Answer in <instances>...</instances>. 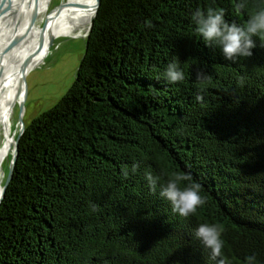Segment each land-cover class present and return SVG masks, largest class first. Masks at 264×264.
Listing matches in <instances>:
<instances>
[{"label": "trees", "instance_id": "trees-1", "mask_svg": "<svg viewBox=\"0 0 264 264\" xmlns=\"http://www.w3.org/2000/svg\"><path fill=\"white\" fill-rule=\"evenodd\" d=\"M235 5L100 0L71 86L19 138L0 264H219L195 236L203 222L223 227L228 264H264V48L228 61L192 22L197 9L222 8L244 24L264 0ZM174 56L179 84L163 75ZM201 71L211 81H197ZM146 170L161 182L190 174L207 204L180 217Z\"/></svg>", "mask_w": 264, "mask_h": 264}, {"label": "clouds", "instance_id": "clouds-1", "mask_svg": "<svg viewBox=\"0 0 264 264\" xmlns=\"http://www.w3.org/2000/svg\"><path fill=\"white\" fill-rule=\"evenodd\" d=\"M249 0H236V9L246 10ZM195 33L201 38L206 47L213 50L219 49L223 57L235 62L239 58H250L254 49L264 48V6L253 11L244 24L230 22L226 19L225 10L222 8H208L206 11L197 9L192 15ZM178 57L166 65L164 77L169 84H179L186 78L184 67ZM197 81L206 83L211 81V75L201 71L197 73ZM202 96H197L201 101ZM182 131V130H181ZM140 164L134 163L132 171L139 169ZM128 174L127 170L124 172ZM144 178L149 186L159 189V197L168 202L173 213L180 217L188 218L195 214L197 209L207 204V196L202 194V185L194 181L186 172H172L163 182L160 175L146 170ZM98 205L93 204L92 210L97 211ZM223 227L217 223L203 222L195 228V236L201 240L206 249L210 250L213 259L220 258L219 264H228L223 255L225 240ZM256 256L245 257V264H256Z\"/></svg>", "mask_w": 264, "mask_h": 264}, {"label": "bare ground", "instance_id": "bare-ground-1", "mask_svg": "<svg viewBox=\"0 0 264 264\" xmlns=\"http://www.w3.org/2000/svg\"><path fill=\"white\" fill-rule=\"evenodd\" d=\"M48 2L49 0H38V18L46 12ZM78 2L87 7L85 9L77 7L65 9L46 23L44 26L45 43L50 37L72 36L77 30H86L95 0H79ZM31 8L32 0L8 1L7 16L0 21V56L13 33L20 32L26 27ZM67 12L70 13L65 15ZM18 15H20L19 20ZM39 42L40 27H37L35 23L34 28L25 35L18 46L7 55L0 57V167L10 154L14 142L10 118L15 103L21 99V67L27 57H30L28 70L32 69L35 62L37 65L42 53V49L35 52ZM1 190L0 179V195Z\"/></svg>", "mask_w": 264, "mask_h": 264}, {"label": "rangeland", "instance_id": "rangeland-1", "mask_svg": "<svg viewBox=\"0 0 264 264\" xmlns=\"http://www.w3.org/2000/svg\"><path fill=\"white\" fill-rule=\"evenodd\" d=\"M69 1L74 2L79 0ZM62 2H64V0H49L46 12L37 18L36 26L41 28L47 12L60 5ZM70 8L74 7H69L67 9ZM70 12H67L65 15ZM55 15L56 14L50 16L47 22ZM84 33L85 30H82L77 35L56 36L53 37V41L50 45L47 46L45 43L43 46L39 62L37 65L35 62L32 69L29 70L25 76L26 96L23 103V112L20 114L18 101L12 109L10 124L11 134L14 139L20 129V119L24 126H27L32 119L54 106L71 86L75 72L84 53ZM22 92L23 83L21 81V95ZM10 157L11 152L0 167V179L2 184H4L8 173Z\"/></svg>", "mask_w": 264, "mask_h": 264}, {"label": "water", "instance_id": "water-1", "mask_svg": "<svg viewBox=\"0 0 264 264\" xmlns=\"http://www.w3.org/2000/svg\"><path fill=\"white\" fill-rule=\"evenodd\" d=\"M8 1L9 0H0V21H2L7 16ZM99 3H100V0H95L94 6L91 8L92 9V15H91L89 24L85 30V33H84V39L85 40L87 39L88 34L91 30L93 19L95 17V14L97 12L98 7H99ZM69 7H74V8L77 7V8L85 9L87 6H85L84 4H82L78 1L73 2V1L65 0L64 2H62L57 7L48 11L47 14L45 15L44 19H43V23H42L41 28H40V42H39V45H38L37 49L35 50V52H39L45 43L46 35L44 32V26H45V23L47 22V20L49 19V17L52 16L53 14H58L61 11L65 10ZM37 15H38V0H32V8H31V11L29 13V17H28L26 27L20 32H14L13 33V35L9 39L8 43L4 47V50L1 53L2 54L1 56H5L8 53H10L16 46H18L22 42L25 35L29 34V32H31V30L34 28V25L37 21V18H38ZM19 18H20V15H18L17 19L19 20ZM52 41H53V38H51V37L48 38L46 45L47 46L50 45L52 43ZM29 60H30V57H27L25 59V61L23 62L22 67H21V80L23 83V92H22L20 101H18V105L20 108V114L23 112V103H24L25 96H26V89H25V83L24 82H25V76H26L27 72L29 71L27 68ZM24 127L25 126L20 119V129H19V132L16 134L14 142L12 144L11 157H10L9 166H8V173H7L6 179L4 181V184L2 185L0 201L4 195V192H5L6 187L8 186V183L11 180L14 164H15L16 157H17V145H18L19 138L24 131Z\"/></svg>", "mask_w": 264, "mask_h": 264}, {"label": "flooded vegetation", "instance_id": "flooded-vegetation-1", "mask_svg": "<svg viewBox=\"0 0 264 264\" xmlns=\"http://www.w3.org/2000/svg\"><path fill=\"white\" fill-rule=\"evenodd\" d=\"M65 1V0H64ZM82 30H77L76 32H75V35H77L79 32H81ZM74 35V36H75Z\"/></svg>", "mask_w": 264, "mask_h": 264}]
</instances>
